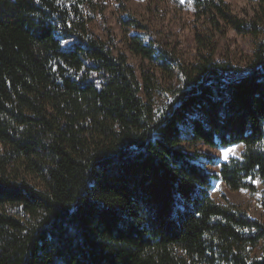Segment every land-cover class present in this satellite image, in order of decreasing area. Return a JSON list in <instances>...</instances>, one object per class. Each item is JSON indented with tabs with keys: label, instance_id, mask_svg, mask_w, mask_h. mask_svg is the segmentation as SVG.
Wrapping results in <instances>:
<instances>
[{
	"label": "trees",
	"instance_id": "trees-1",
	"mask_svg": "<svg viewBox=\"0 0 264 264\" xmlns=\"http://www.w3.org/2000/svg\"><path fill=\"white\" fill-rule=\"evenodd\" d=\"M105 1L0 0V264H264V223L209 195L258 180L264 212L263 9L157 0L207 28L190 65L128 37L136 68L91 29ZM116 4L122 30L148 34ZM228 29L263 36L243 64L215 60ZM184 143L243 150L215 175Z\"/></svg>",
	"mask_w": 264,
	"mask_h": 264
},
{
	"label": "rangeland",
	"instance_id": "rangeland-1",
	"mask_svg": "<svg viewBox=\"0 0 264 264\" xmlns=\"http://www.w3.org/2000/svg\"><path fill=\"white\" fill-rule=\"evenodd\" d=\"M130 14L145 25L148 34L143 35L130 29L128 32L122 30L118 20L123 17L117 8L116 0H106L104 2L105 10L102 20L96 17L91 23V29L96 36L106 40L111 35L114 49L123 51L128 62L136 68H139L141 61L136 58L125 46V40L130 36H139L143 39L155 41H166L171 46H175L178 59L186 65L193 64L196 60L193 44V30L199 29L204 32L207 27L204 23H196L191 15L169 7L157 0H121ZM231 7L232 12L240 18L250 21L254 16L261 12L264 6L259 0H225ZM193 27H195L193 29ZM206 33V32H205ZM217 51L215 60L222 62H232L234 65L243 64V60L254 50L255 45L261 42L263 36L254 39L249 36H241L231 30H227L225 35L214 34ZM165 42V43H166ZM183 148L188 153L198 152L208 155L211 160L201 158L198 164L205 168L209 173L217 175L219 165L229 159L239 158L242 153V146H233L227 149H211L203 145H197L194 148L186 143ZM27 181L37 184L34 178L28 177ZM255 186L256 191L251 193L247 190L231 192L220 180H214L209 190L210 197L218 204L234 207L245 212L254 220H261L264 223V212L260 206L262 201V185L258 180L250 181ZM259 247L251 251V256L259 255Z\"/></svg>",
	"mask_w": 264,
	"mask_h": 264
}]
</instances>
